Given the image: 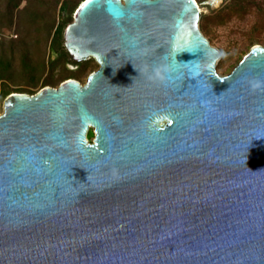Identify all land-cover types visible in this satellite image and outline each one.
<instances>
[{
    "label": "water",
    "instance_id": "water-1",
    "mask_svg": "<svg viewBox=\"0 0 264 264\" xmlns=\"http://www.w3.org/2000/svg\"><path fill=\"white\" fill-rule=\"evenodd\" d=\"M201 17L79 4L64 46L98 67L0 112V264H264V44L220 74Z\"/></svg>",
    "mask_w": 264,
    "mask_h": 264
},
{
    "label": "rangeland",
    "instance_id": "rangeland-1",
    "mask_svg": "<svg viewBox=\"0 0 264 264\" xmlns=\"http://www.w3.org/2000/svg\"><path fill=\"white\" fill-rule=\"evenodd\" d=\"M82 1L70 0L66 9H62L63 0H41L43 3L31 0L32 7L40 8L42 21L28 25L25 23L28 14L20 12L16 13L11 27L0 25V112L5 99L14 92L34 94L48 85L56 87L71 71L78 72L75 79L84 83L98 67L91 59L86 69L79 72V66L68 62L62 48L64 34L53 37L56 26L68 19L70 8ZM197 2L202 15H206L200 27L211 44L222 52L217 65L220 74L230 72L253 45L264 44V0H219L215 7L209 4V0ZM26 3L24 0L21 7ZM35 27L41 30L37 31ZM25 59L36 69L25 68ZM38 62L44 65L38 67Z\"/></svg>",
    "mask_w": 264,
    "mask_h": 264
},
{
    "label": "trees",
    "instance_id": "trees-1",
    "mask_svg": "<svg viewBox=\"0 0 264 264\" xmlns=\"http://www.w3.org/2000/svg\"><path fill=\"white\" fill-rule=\"evenodd\" d=\"M23 1L24 0H0V5H1V8H0V25L5 24V25L11 27L14 24V22H15L14 17L16 15V13H20V12L28 14L27 17H26V19L28 21L25 22L28 25L32 26V24L34 25V23H36L37 21H42L43 20V17L41 16V14L39 12L40 8L36 9L34 6H33L34 7L33 8L30 5L31 0H26L27 1L26 5L21 7V3ZM42 1H44V0H42ZM69 1L70 0H63L61 8L62 9H66L67 5L69 4ZM38 2H41V0H38ZM41 3H43V2H41ZM78 6L74 5L73 7L70 8L68 19L65 20L64 22L59 23L56 26V29H55V31L53 33V37L62 36L64 34L67 25L73 20V15H72L73 10L77 9ZM205 19H206V15L203 14L202 17H201L202 24L205 22ZM35 30L38 31V30H41V29L38 28V27H35ZM42 39L44 40V37ZM62 48L64 49L65 53L68 56V62L73 63V64H77L79 66V70H78L79 72H82V71H84L86 69V67L89 64L91 59L85 60V61L74 60L72 58V56L69 54V52L67 51V49L65 48V46L62 45ZM43 62L42 63L38 62L37 66L38 67H40L41 65L43 66L44 63H45V62L44 63ZM23 66L25 68H35L34 65L32 64V62L29 61V60H26V59L23 61ZM78 75H79L78 72L71 71L64 79L67 80L69 78H78ZM45 85H48V84H45ZM17 92L25 93L26 91H17ZM93 134L94 133L92 131H90L89 134H88V137L90 139H92Z\"/></svg>",
    "mask_w": 264,
    "mask_h": 264
},
{
    "label": "clouds",
    "instance_id": "clouds-1",
    "mask_svg": "<svg viewBox=\"0 0 264 264\" xmlns=\"http://www.w3.org/2000/svg\"><path fill=\"white\" fill-rule=\"evenodd\" d=\"M248 83H249L251 90L253 91L264 89V81L253 79V80L248 81Z\"/></svg>",
    "mask_w": 264,
    "mask_h": 264
},
{
    "label": "bare ground",
    "instance_id": "bare-ground-1",
    "mask_svg": "<svg viewBox=\"0 0 264 264\" xmlns=\"http://www.w3.org/2000/svg\"><path fill=\"white\" fill-rule=\"evenodd\" d=\"M219 2V0H214V4L216 5V3H218Z\"/></svg>",
    "mask_w": 264,
    "mask_h": 264
},
{
    "label": "flooded vegetation",
    "instance_id": "flooded-vegetation-1",
    "mask_svg": "<svg viewBox=\"0 0 264 264\" xmlns=\"http://www.w3.org/2000/svg\"><path fill=\"white\" fill-rule=\"evenodd\" d=\"M91 59H93V58H91ZM93 60H94V59H93ZM90 131H92V132H93V129H90V130H89V132H90ZM89 132H88V134H89ZM93 136H94V134H93ZM92 138H93V137H92Z\"/></svg>",
    "mask_w": 264,
    "mask_h": 264
}]
</instances>
